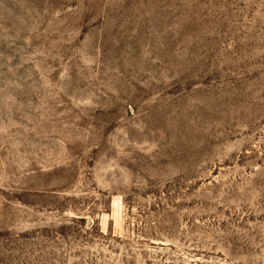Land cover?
Instances as JSON below:
<instances>
[{
  "label": "rangeland",
  "instance_id": "obj_1",
  "mask_svg": "<svg viewBox=\"0 0 264 264\" xmlns=\"http://www.w3.org/2000/svg\"><path fill=\"white\" fill-rule=\"evenodd\" d=\"M0 264H264V0H0Z\"/></svg>",
  "mask_w": 264,
  "mask_h": 264
}]
</instances>
